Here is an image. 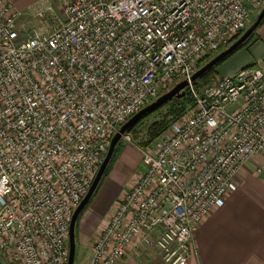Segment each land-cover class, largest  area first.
Returning a JSON list of instances; mask_svg holds the SVG:
<instances>
[{
    "label": "built area",
    "instance_id": "obj_1",
    "mask_svg": "<svg viewBox=\"0 0 264 264\" xmlns=\"http://www.w3.org/2000/svg\"><path fill=\"white\" fill-rule=\"evenodd\" d=\"M26 36L0 0V263L68 264L73 213L111 137L205 56L227 48L264 0H62ZM139 148L143 169L93 241L88 264H115L133 243L164 264H192L194 233L264 153V68L245 65ZM123 138L131 140L125 133Z\"/></svg>",
    "mask_w": 264,
    "mask_h": 264
},
{
    "label": "crops",
    "instance_id": "obj_2",
    "mask_svg": "<svg viewBox=\"0 0 264 264\" xmlns=\"http://www.w3.org/2000/svg\"><path fill=\"white\" fill-rule=\"evenodd\" d=\"M10 1L27 15V8L37 2L46 3L39 10L57 5L58 0ZM259 29L260 36H254L252 41L217 68L219 75H230L245 65L264 61V25ZM106 181L99 189L96 200L77 222L76 243L86 251L84 259L78 264L89 263L93 241L108 227L111 208L131 186H128V182L123 185L114 181L108 186ZM237 184V189L224 197L223 204L213 207L197 227L193 237L195 249L192 264H264V153L243 167ZM126 253L115 264H164L156 247L140 242L133 243Z\"/></svg>",
    "mask_w": 264,
    "mask_h": 264
},
{
    "label": "rangeland",
    "instance_id": "obj_3",
    "mask_svg": "<svg viewBox=\"0 0 264 264\" xmlns=\"http://www.w3.org/2000/svg\"><path fill=\"white\" fill-rule=\"evenodd\" d=\"M45 4L46 3L44 1L37 2L34 5H32L30 8H27V12H26L27 15H24V14L22 15V17L19 21V26H21L25 30L26 36L33 35V34L44 35V34H47V32L49 30H52V28H53L52 24L54 23V19L50 16V13L45 12V16L43 18L37 17V15H36V13L38 11H44V9H42V8L39 10H37V9L45 6ZM56 4H57L56 5L57 8L60 11L62 8V5H61L62 0L56 1ZM260 12H261V10L256 11V12H254V14H252V16H250L251 17L250 25L255 21V19L257 18V15H259ZM263 25H264V20L262 21L260 26L258 28H256L255 32L251 35V37L245 42L243 47H245L249 43V41H252L254 36H260L259 35L260 34L259 28L263 27ZM223 49H225V47H223L220 50H218L217 52L211 53V54L205 56L203 59H201L199 61V68H200V66H203L206 62H208L210 59H212L213 56H215V55L217 56V54L220 53ZM251 64H255V63H251ZM256 64H258L264 68V61H261L260 63L256 62ZM248 65H250V64H248ZM215 75L216 76L213 78V80L215 78H218L219 76H221L218 74V69H216ZM202 89H200V90H202ZM192 106L185 108V110L182 111L181 115H179L177 118H175L172 121L179 119V117L181 118L186 112H188L190 110L189 108H191ZM168 108H169V106H165L161 109L153 111V112L147 114L145 117H143L139 122L134 123V125L127 131V134L129 135V137H131L130 141L127 140L126 138L122 137V139L120 140V142L117 145L118 150H116L117 151L116 154L115 155L113 154L114 155V157H112L113 159L111 160L110 163H108L109 169L107 170L106 176H104V179L102 180L101 185L99 186L98 189H96L97 193L94 195V197L91 198V201L88 203L89 205L85 208L82 215H84L87 212L90 204H92V202H94L96 200V197H97L96 195H98V193L100 191L99 189L103 186V184L107 178H109V177L111 178L109 182L106 181V184L108 182V184H107L108 186H110L111 182H113V181L116 183H120V184L122 183L123 185L126 182H128V186L134 184V181L136 179L135 175L138 173L139 170L143 169V166H142L143 155H142L141 150H139V148H146V147L150 146V144H151V143H149L150 138L148 137L150 125L154 121L162 119L163 115L167 112ZM172 121H170V122H172ZM108 186H107V188H108ZM128 186L125 185V187H128ZM102 193H103V191H102ZM82 215L80 216V219H81ZM101 233L102 232H100L98 235H100ZM96 238H97V236H96ZM96 238H95V240H96ZM79 246L80 245L77 244V251L75 254L76 264H78L79 261L84 259V257H85L84 254L86 253V251L82 250V248H80Z\"/></svg>",
    "mask_w": 264,
    "mask_h": 264
},
{
    "label": "water",
    "instance_id": "obj_4",
    "mask_svg": "<svg viewBox=\"0 0 264 264\" xmlns=\"http://www.w3.org/2000/svg\"><path fill=\"white\" fill-rule=\"evenodd\" d=\"M264 19V8L261 10L259 15H257V18L255 21L245 29L243 33L231 44L223 49L220 53L217 54V56H213L212 59H210L208 62H206L203 66H201L197 71L191 76L190 80L185 79L178 83H175V85L170 88L167 93H163L161 96L157 97L156 100L152 101L151 103L144 106L142 109L138 110L137 113H135L127 122L122 124V126L119 128V130L111 137V143L109 146V149L107 150V155L101 163V167L97 173V175L94 177V181L90 188L88 189V193L85 195L83 200L79 203L77 208L75 209L71 224H70V255L69 256V262L68 264H75L76 259V251H77V243H76V224L78 220V216L82 214V211L87 206V203L91 200L94 193L96 192V189L98 188V185L102 179V176L106 172V169L108 167V163H110L114 150L116 149L118 143L122 139V136L127 133V131L134 125V123L138 122L145 114L151 112L152 110L157 109L158 107L162 106L172 98H182L184 95H186V88L189 86L190 82H195L197 79H199L202 75H204L207 71H209L210 68H213L216 64L220 63L222 60H224L228 55L232 54L234 51H236L241 45L244 44L245 41H247L251 35L255 32L256 28L260 26Z\"/></svg>",
    "mask_w": 264,
    "mask_h": 264
},
{
    "label": "trees",
    "instance_id": "obj_5",
    "mask_svg": "<svg viewBox=\"0 0 264 264\" xmlns=\"http://www.w3.org/2000/svg\"><path fill=\"white\" fill-rule=\"evenodd\" d=\"M264 20V19H263ZM237 39V38H236ZM235 39V40H236ZM233 40V41H235ZM232 41V42H233ZM246 42V41H245ZM244 42V44H245ZM243 44V45H244ZM243 45H241L236 51H234L232 54H234L235 52H237L239 49H241L243 47ZM230 54V55H232ZM230 56L228 55V57H226L224 60H222L220 63L216 64L213 68H210L209 71H207L204 75H202L199 79H197L195 82H192L194 87L200 91V89H202L204 86H207L210 84L211 81H213V78L216 76V69L223 63L225 62ZM201 67V66H200ZM190 92H189V88L187 87L186 88V95H184L182 98H172L171 100H169L168 102H166L165 104H163L162 106L158 107L157 109L155 110H152L151 112L153 111H156L158 109H161L165 106H169V108L167 109V112L163 115L162 119L160 120H156L154 121L153 123H151L150 125V129H149V135L148 137L150 138L149 139V143H151L155 138L158 137V135H160L162 133V131L168 127V125H170V121L174 120L175 118H177L179 115H181L182 111L185 110V108L189 107V106H192L194 105V101H193V98L192 96H190ZM149 112V113H151ZM147 113V114H149ZM147 114H145L143 117H145ZM142 117V118H143ZM141 118V119H142ZM140 119V120H141ZM139 120V121H140ZM138 121V122H139ZM137 123V122H136ZM116 149L114 150V155L116 154ZM113 155V157H114ZM113 159V158H112ZM111 159V160H112ZM111 162V161H110ZM109 169V165L106 169V172L104 173V175L102 176V179L98 185V188L99 186L101 185V182L102 180L104 179V176H106L107 174V170ZM97 188V189H98ZM97 191V190H96ZM97 192L94 193V195L96 194ZM93 195V197H94ZM88 204V203H87ZM85 210V209H84ZM83 213V212H82ZM82 215V214H81ZM80 215V216H81ZM79 217V216H78ZM80 218V217H79ZM78 218V220H79ZM77 220V222H78ZM77 225V224H76Z\"/></svg>",
    "mask_w": 264,
    "mask_h": 264
}]
</instances>
